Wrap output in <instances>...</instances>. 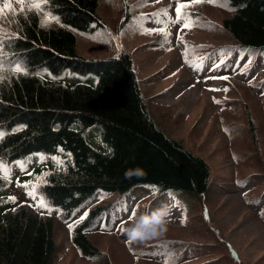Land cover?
I'll return each mask as SVG.
<instances>
[{
    "label": "trees",
    "instance_id": "trees-1",
    "mask_svg": "<svg viewBox=\"0 0 264 264\" xmlns=\"http://www.w3.org/2000/svg\"><path fill=\"white\" fill-rule=\"evenodd\" d=\"M220 1L232 12L222 24L231 40L264 53V0ZM98 7L99 0H48L42 14L59 17L57 27L35 9L13 18L16 35L0 63V264H50L57 251L52 210L76 218L97 191L208 193L209 164L153 121L131 55L78 53L76 32L103 27ZM16 62L26 74L13 70ZM15 187L36 202H18ZM105 209H90L72 230L84 258L100 257L88 232Z\"/></svg>",
    "mask_w": 264,
    "mask_h": 264
},
{
    "label": "rangeland",
    "instance_id": "rangeland-1",
    "mask_svg": "<svg viewBox=\"0 0 264 264\" xmlns=\"http://www.w3.org/2000/svg\"><path fill=\"white\" fill-rule=\"evenodd\" d=\"M196 1L125 0L113 8L100 0L103 27L76 36L84 57L131 55L153 121L209 164L208 193L178 198L152 187L125 197L98 192L89 205L116 203L112 216H119L110 231L100 227L89 235L99 259L82 258L72 242L85 215L66 220L56 213L50 264H264V54L231 40L222 27L231 15L225 2ZM38 3L0 0V8L12 5L0 13V43L15 34L13 18L21 8L38 9ZM155 13L167 23L153 22ZM44 23L54 25L45 16ZM13 193L20 202L30 200L25 192ZM163 204L172 206L167 231L129 243L133 222ZM151 246L163 258L145 254Z\"/></svg>",
    "mask_w": 264,
    "mask_h": 264
},
{
    "label": "clouds",
    "instance_id": "clouds-1",
    "mask_svg": "<svg viewBox=\"0 0 264 264\" xmlns=\"http://www.w3.org/2000/svg\"><path fill=\"white\" fill-rule=\"evenodd\" d=\"M113 8L118 7L117 0H106ZM172 215V206L163 204L159 208L140 215L127 229L130 242H145L162 235Z\"/></svg>",
    "mask_w": 264,
    "mask_h": 264
},
{
    "label": "snow or ice",
    "instance_id": "snow-or-ice-1",
    "mask_svg": "<svg viewBox=\"0 0 264 264\" xmlns=\"http://www.w3.org/2000/svg\"><path fill=\"white\" fill-rule=\"evenodd\" d=\"M19 2L21 3V5H23L24 0H19ZM47 3H48V0H40V3H38V4L36 5V7H37L38 9H40L41 6H42L43 4H47ZM11 8H12V5H11V4H5L3 8H0V13H2V12L4 11V9H11ZM21 11H23V8H21ZM178 15H179V11H178ZM46 18H47L48 20H55L56 22H59V17H53V16L51 15V13H48L47 16H46ZM62 26H63V25H62ZM2 48H3V44L0 43V49H2ZM13 70L16 71V72H24V73L26 74V70L23 69V68L20 66V62H16V63L14 64ZM20 127H22V126H20ZM17 130H19V128H17V129H13L12 131L15 132V131H17ZM4 135H5V132L0 131V140L3 139ZM61 151H62V149H61ZM69 155H70V154H69ZM169 195H172V194L169 193ZM177 203H178V202H177ZM129 243H131V242L129 241ZM165 264H168L167 260L165 261Z\"/></svg>",
    "mask_w": 264,
    "mask_h": 264
},
{
    "label": "bare ground",
    "instance_id": "bare-ground-1",
    "mask_svg": "<svg viewBox=\"0 0 264 264\" xmlns=\"http://www.w3.org/2000/svg\"><path fill=\"white\" fill-rule=\"evenodd\" d=\"M145 102V101H144Z\"/></svg>",
    "mask_w": 264,
    "mask_h": 264
}]
</instances>
